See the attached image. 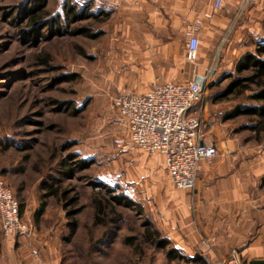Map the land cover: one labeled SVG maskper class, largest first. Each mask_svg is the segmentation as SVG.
<instances>
[{"label":"rangeland","instance_id":"1","mask_svg":"<svg viewBox=\"0 0 264 264\" xmlns=\"http://www.w3.org/2000/svg\"><path fill=\"white\" fill-rule=\"evenodd\" d=\"M35 1L0 0V147L14 143L21 148H0V174L7 172L1 178L19 208L25 202L21 218L31 228L30 234L10 240L0 230V264H199L171 262L144 242L148 228L167 237L161 226L167 212L182 219L181 209L170 208L180 190L158 168L156 155L132 143L115 105L122 94L149 91L153 80L147 72L165 69L180 78L191 67L186 35L171 55L176 63L155 64L150 49L135 48L141 19L133 18L134 0H39L36 5L45 7L47 18L32 26L27 11ZM69 7L77 13L74 18ZM231 72L212 79L215 86L209 84L198 111L207 105L229 111L249 102L244 95L214 103ZM247 121L228 124L237 128ZM80 160L90 167L79 169ZM96 182L112 190L103 192L104 198H124L133 205L111 201L98 221ZM54 183L68 196L47 198L46 213L36 225L34 213ZM79 208L78 233L70 242L67 212ZM129 237L136 239L133 246L125 243Z\"/></svg>","mask_w":264,"mask_h":264},{"label":"crops","instance_id":"2","mask_svg":"<svg viewBox=\"0 0 264 264\" xmlns=\"http://www.w3.org/2000/svg\"><path fill=\"white\" fill-rule=\"evenodd\" d=\"M134 1L133 18L141 19L135 48L150 49L152 63H176L170 61L171 55L180 50L178 39L184 34L195 45L197 62L190 63L180 78L179 72L165 69L147 72L153 80L149 90L159 79L190 80L194 67L200 72L209 69L215 80L220 73L233 71L255 44L264 43V0ZM201 111L205 143L214 145L218 154L200 164L195 188L180 190L172 200L170 208L181 209L182 219L167 212L161 226L175 247L201 259L199 264H231L234 252L240 264H264V141L224 122L229 111L222 106L207 105ZM156 156L158 168L165 169L163 156Z\"/></svg>","mask_w":264,"mask_h":264},{"label":"built area","instance_id":"3","mask_svg":"<svg viewBox=\"0 0 264 264\" xmlns=\"http://www.w3.org/2000/svg\"><path fill=\"white\" fill-rule=\"evenodd\" d=\"M256 0H244L254 2ZM189 61L195 64L193 38L187 44ZM211 83V72L194 67L186 82L154 84L145 93L122 94L115 99L119 115L128 127L132 143L143 153L161 155L167 175L176 190H193L200 164L216 158L218 150L205 143L202 109ZM0 222L5 239L30 234L21 218L19 204L0 177ZM231 264H240L237 252Z\"/></svg>","mask_w":264,"mask_h":264},{"label":"trees","instance_id":"4","mask_svg":"<svg viewBox=\"0 0 264 264\" xmlns=\"http://www.w3.org/2000/svg\"><path fill=\"white\" fill-rule=\"evenodd\" d=\"M39 0H36L35 6L27 11V15L30 20V24L32 26H38L44 22L45 18H47V13L45 12V7L36 5ZM67 10L72 12V7H69ZM76 12H72L70 17L74 18L76 16ZM97 18V17H96ZM37 32V28L35 31H32V37H38V34L34 35ZM73 76L68 77L67 79H72ZM225 80H229L226 88L217 95L213 101L215 104L223 103L230 98H239L242 96H246L249 102L245 104H239L234 107L231 111H229L225 117L224 122L235 121L239 118H247L248 121L245 124H242L236 128L238 133L241 132H253L254 137L257 140H261L264 135V43H257L254 52L245 53L236 63L233 72L227 74ZM211 86L214 87L215 83H211ZM3 151H8L11 149H20L14 143L4 144L0 147ZM79 169L84 170L90 167V163H86L83 160H80ZM73 168V165H69V169ZM6 171H3L0 174V177L6 176ZM56 183L50 184L47 188L48 191L43 195L40 206L34 213V222L36 225L39 224L41 218L45 215L47 209V198L49 197H59L62 199H66L68 196L67 191H62L60 186H55ZM93 189L98 190L99 193L95 195L97 197V201L95 202L98 207L97 219L101 221V215L104 216L106 213V209L110 206V202L122 205V206H131L132 203L126 202L124 198L113 197L111 200L104 198L101 194L103 192L107 194L113 193L111 189L102 184L101 182H96L93 184ZM101 191V192H100ZM69 204H72V201H69ZM26 210L25 202L20 205V215L23 216ZM81 212V209H77L74 211H68L67 216L70 220L69 222V237L68 241H72L73 238L78 233V223H77V215ZM147 226L151 227L148 223ZM1 230V224H0ZM144 242L150 244L156 250L163 251L165 257L171 261H182L186 263H199L201 259L199 258H190L185 255L180 249L175 247L174 243L166 236H161L158 230H154L153 228H148L144 233ZM135 238H126L125 243L133 246L135 244ZM203 264H207L202 261Z\"/></svg>","mask_w":264,"mask_h":264}]
</instances>
